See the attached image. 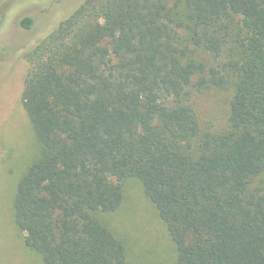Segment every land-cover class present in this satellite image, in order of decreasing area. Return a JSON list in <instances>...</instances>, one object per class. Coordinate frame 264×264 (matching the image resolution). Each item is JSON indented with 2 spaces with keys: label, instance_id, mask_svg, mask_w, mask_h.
Listing matches in <instances>:
<instances>
[{
  "label": "trees",
  "instance_id": "16d2710c",
  "mask_svg": "<svg viewBox=\"0 0 264 264\" xmlns=\"http://www.w3.org/2000/svg\"><path fill=\"white\" fill-rule=\"evenodd\" d=\"M36 5L48 27L19 19ZM12 24L34 33L22 103L44 148L14 198L29 250L128 264L96 214L136 179L177 264H264V0H0V40ZM198 49L234 60L208 68ZM231 82L228 129L204 133L190 89Z\"/></svg>",
  "mask_w": 264,
  "mask_h": 264
},
{
  "label": "rangeland",
  "instance_id": "374dc122",
  "mask_svg": "<svg viewBox=\"0 0 264 264\" xmlns=\"http://www.w3.org/2000/svg\"><path fill=\"white\" fill-rule=\"evenodd\" d=\"M47 13L36 5L23 9L19 19L34 16L41 28L48 27L51 19ZM8 29L0 40V74L5 76L0 84V264H44L38 253L25 246L24 234L16 224L14 210V198L21 178L29 166L44 155L43 145L22 103L31 66L20 52L34 33L21 35L16 24ZM4 47L6 51L1 50ZM196 59L208 68H222L229 60H234L229 50L218 58L202 49L197 50ZM190 90L189 102L199 117L203 132L226 131L234 83L223 88L210 85L202 90ZM123 186L124 199L120 208L110 214L98 213L96 217L125 245L128 264H177V246L142 183L127 179Z\"/></svg>",
  "mask_w": 264,
  "mask_h": 264
}]
</instances>
